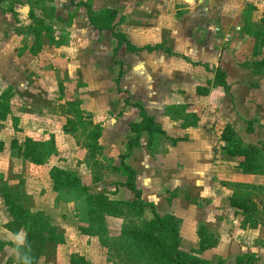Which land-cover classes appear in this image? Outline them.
<instances>
[{
    "label": "crops",
    "instance_id": "1",
    "mask_svg": "<svg viewBox=\"0 0 264 264\" xmlns=\"http://www.w3.org/2000/svg\"><path fill=\"white\" fill-rule=\"evenodd\" d=\"M79 1L90 3L94 10L116 9L124 17L116 29L142 49L132 51L123 44L115 61L117 38L110 29L92 25ZM41 2L46 4L48 18L37 13ZM68 13L73 20L70 26ZM42 23L44 26H39ZM0 40V77L11 82L14 96L20 95L12 81H21V90L26 87L35 95L57 85L82 94L83 106L95 116L114 110L107 146H117L119 153L124 147L127 150L128 138L133 136L130 123L140 116L134 104L141 105L163 132L153 133L154 140L161 136L154 152L149 145L151 134L142 131L140 145L131 149L130 164L142 159L144 168L159 170L160 178L166 170H173L168 175L181 178L188 173L206 192L200 198L184 189L185 201L198 197L197 202L188 203L205 215L190 219L189 215L170 212L180 217L182 224L192 223L196 238L202 220L215 233L221 232L225 221L219 219L222 212L234 209L227 200L221 201L219 191L226 188L223 184L227 181H234L226 171L229 159L237 157L223 151L220 134L228 123L241 127L238 118L244 115L245 105L261 104L264 97V73L242 65L264 59V0H7L0 4ZM7 41L9 53L2 48ZM217 69L225 73L231 95L225 87L217 86ZM180 102L186 104V112L197 113L195 124L178 120ZM243 118L264 125L254 113ZM245 133L249 137L253 134ZM174 138L177 142L172 143ZM235 165L238 161L230 168L236 169ZM237 169L235 176L248 175ZM148 170L146 175L156 184ZM169 190L164 191L163 200L174 209L185 193L178 189L180 195L170 199ZM145 191L143 197L153 201L156 192ZM221 203L227 205L226 210L219 208ZM206 214L218 219L211 220Z\"/></svg>",
    "mask_w": 264,
    "mask_h": 264
},
{
    "label": "rangeland",
    "instance_id": "2",
    "mask_svg": "<svg viewBox=\"0 0 264 264\" xmlns=\"http://www.w3.org/2000/svg\"><path fill=\"white\" fill-rule=\"evenodd\" d=\"M45 5L42 2L37 5V13L43 19L49 17L48 11L46 12L45 10V8L47 9ZM67 17V25L70 26L73 21L72 14L68 13ZM43 19H40V21H43ZM39 26L43 27L44 25L42 23ZM31 28H33V25ZM49 31L48 29L47 35H50ZM7 42L4 44L2 42V48H6L9 53L11 49L9 41ZM10 59L8 60L10 61ZM55 80L57 82L58 79L55 78ZM12 83L14 87L18 88L20 96H14L11 101L12 115L10 114L7 120L0 122V141L5 142V148L0 150V174L5 182H8L13 189L15 188L14 190L19 191L23 195L24 203L31 210L44 211L57 226L58 231L64 236V242H49L47 244L38 264H69L71 254L84 255L92 264H113L115 261L125 260L120 257H118L119 259L111 257L107 252L108 249L100 244L97 234H94V226L96 225H94V213H91L93 207L89 196L103 194L110 199L131 202L135 194L130 191L128 181L133 176L134 184L142 194H144L143 190L156 192V188H158L157 195L152 199L158 205L153 201H148L141 195L142 199L153 204L156 211L160 214L174 212L184 217L189 215L190 219L198 214L205 215L204 211H201L202 209L197 210L195 207H190L188 203L190 202L189 200L197 202L198 197L195 199L190 196L192 199L188 198L189 200L185 201L187 194L184 189L186 192L190 191L199 197L206 192V189L201 190L202 186L193 181L188 173H186L184 178H181L168 175L171 172L173 173V170H166L160 178L159 170L144 168L142 159H138L135 164H130L134 147L130 153L124 150L125 147L119 153L117 152V146H107L111 139L110 133L113 128L111 119L114 117V110L105 116H95L92 111L83 106V95L74 92V90H66L54 85L35 95V92H33L34 94L28 92L26 87L21 90V81H12ZM10 84L11 82L8 83V80H2V77H0V94L8 87H11L12 85ZM217 86L224 87L220 84ZM11 88L13 89V86ZM230 92V87L228 86V95H231ZM250 93L253 95L255 91L251 90ZM259 102L261 104L245 105L243 109L244 115L241 113L242 118H238L241 127L236 126L235 128L232 125L239 136L248 143L264 142V125L259 126L255 122L253 124L254 132H252L253 134L250 137L245 133L246 129L244 130L246 128L244 122L247 121H244L243 118L245 114L253 115L254 113V116L264 121V97ZM177 105L179 109L178 120H182L181 122L186 124H195L196 119H198L197 113L193 111L186 112V104L183 102ZM107 119L109 121L105 125ZM95 127L100 128L101 133L97 141L99 147L98 149L95 147L92 153L94 155L91 156L89 143L92 142V132L97 131ZM54 131L56 135L55 133L53 134ZM52 137L55 139L56 152L49 156L47 162L42 164H35L19 157L17 149L10 146L13 138H17L20 142H25L27 139L44 141ZM164 138L162 137V140H166ZM160 140L161 136L159 135L152 142L151 145L153 146L151 148L154 152L158 151ZM171 141L175 143L177 139L174 138ZM222 143L224 144V142ZM212 144L215 145L214 143ZM238 159L234 157L229 159L231 162L228 163L226 171V173L229 172L227 175L234 181H230L228 178L227 180L229 181L223 184L226 188L219 191L222 198L221 201L227 200L228 204L234 209L232 212H222V216L219 219L225 221H222L224 226H222L221 232L219 234L215 233L204 224L206 221L202 220V224L196 230V238L194 225L189 221H185V225L184 222L183 224L181 223L180 248L189 252L194 251L193 253L208 261L209 264H219L221 262L224 264H235L240 256L245 255H253L257 259V264H264V172L262 174L243 172L248 175L235 176L234 173L239 170L237 169L239 167L236 165V169H231L230 167H232V162L236 164ZM122 161L123 164L126 163L128 165L131 172L125 168V165H122ZM58 165L65 167L60 168L69 172L76 181L71 185L62 184L59 188H56L51 173L54 167H59ZM145 170L151 172L152 176L154 174L153 178L157 179V182L155 181L156 184L151 181L150 175H146L147 171ZM222 176L227 178L226 175ZM159 181L160 184H158ZM176 184H179V187L176 188ZM165 187L170 189L167 194L172 198L185 193V198L180 196L182 201L173 205L174 209L170 208L166 199L163 200L164 191L166 190L167 192ZM178 189H180V194ZM231 196L244 199L248 203L249 208L243 211L232 206L230 203ZM171 197L170 199H172ZM200 200H203V198ZM226 207L227 205L224 203L219 206L221 210H226ZM153 216L152 210L147 208L141 218L149 220ZM107 219L110 235L115 238V241H119L117 237L120 235L127 220L124 216H108ZM210 219H218V217L213 214L210 215ZM9 220V213L0 194V239L22 245L25 241L26 231L22 229L18 234H15L8 230L5 224ZM252 224L257 225L252 226ZM201 226L205 227L203 232L205 237L216 238L217 241L213 246L198 252L197 250L200 247L198 231ZM82 228H85L86 232ZM124 243L126 246L130 245L128 241ZM11 254L16 255L17 252L10 245H6L0 250V262L5 261ZM149 261H151L150 257H144L143 263L146 264ZM149 264L155 263L150 262Z\"/></svg>",
    "mask_w": 264,
    "mask_h": 264
},
{
    "label": "trees",
    "instance_id": "3",
    "mask_svg": "<svg viewBox=\"0 0 264 264\" xmlns=\"http://www.w3.org/2000/svg\"><path fill=\"white\" fill-rule=\"evenodd\" d=\"M5 1L7 0H0V4H3ZM77 3L86 8L92 25L96 26L99 30L110 29L117 38L118 46L115 50V61H118V47L123 44H126L128 49L132 51L142 49L134 46L122 32L116 29L117 24L124 18L122 15L119 16L116 9L94 10L88 2L79 1ZM147 48L154 49L157 46H148ZM253 52L257 54L258 50L255 49ZM242 65L252 67L256 73H264V59L246 62ZM215 82L226 89L228 88V84L225 81V73L220 69H217ZM253 85L256 84L254 83ZM13 96L14 92L11 87H8L0 94V122L7 120L10 114L12 115L11 100ZM134 105L139 109L140 116L136 122H131L129 126L133 134V136L128 138L127 151L129 153L133 147L139 145L142 131L145 130L151 134L149 145L154 142V132H163L162 128L154 122L153 118L146 114L141 105ZM255 121V119H248L245 122L247 132L254 131L253 124ZM95 129L97 131L92 132V142L89 143L91 156L94 155L92 153L95 147L97 149L99 147L97 141L101 132L100 128L95 127ZM220 137L224 142L222 146L223 151L228 155L239 158L237 166L242 172L248 174H262L264 172V142H245L230 123L223 127ZM10 146L17 149L19 157L35 164L47 162L49 156L56 152L55 139L53 137L44 141L27 139L25 142H20L17 138H13ZM4 148L5 142L0 141V150ZM122 165H125V168L130 171L128 165L126 163L123 164V161ZM131 174L133 175V173ZM51 176L56 188H59L62 184L71 185L76 181L69 172L60 167H54ZM128 184L135 194L131 202L110 199L103 194L89 196L91 206L93 207L91 213H94V225H96L94 226V234H97L100 244L108 249L107 252L111 257L125 259L115 261L113 264H145L143 263L144 257H150L151 261L149 263L153 262L155 264H209L208 261L193 253L194 251L189 252L180 248L181 218L173 213L160 214L156 211L153 204L145 202L142 199V192L134 184V176L130 178ZM14 189L8 182L3 180L0 174V194L10 216V220L5 224V227L15 234H18L22 229L26 231L25 241L22 245L0 239V250L6 245H10L17 252L16 255H9L0 264H38L47 244L49 242H64V236L58 231L57 226L44 211L31 210L24 203L23 195ZM230 203L232 206L243 211L249 208L248 203L240 197L231 196ZM147 208L152 210L154 216L149 220H143L141 217ZM107 215L111 217L124 216L128 222L124 224L120 235L117 237L119 241H115V238L110 235ZM256 225L252 224V226ZM82 230L86 232L85 228H82ZM204 231L205 227L201 226L198 231L200 237L198 252L213 246L217 241L216 238L205 237ZM88 232L90 231L88 230ZM125 240L130 242L129 246L125 245ZM256 260L253 255H245L240 256L235 264H257ZM69 264H92V262L84 255L71 254ZM219 264L224 263L221 262Z\"/></svg>",
    "mask_w": 264,
    "mask_h": 264
}]
</instances>
